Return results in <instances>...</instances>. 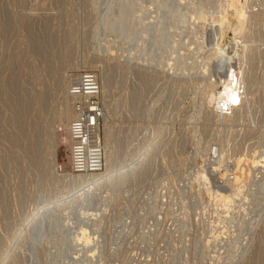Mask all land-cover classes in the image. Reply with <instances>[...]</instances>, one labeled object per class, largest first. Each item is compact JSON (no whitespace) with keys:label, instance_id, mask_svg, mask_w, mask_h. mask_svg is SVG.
I'll use <instances>...</instances> for the list:
<instances>
[{"label":"rangeland","instance_id":"374dc122","mask_svg":"<svg viewBox=\"0 0 264 264\" xmlns=\"http://www.w3.org/2000/svg\"><path fill=\"white\" fill-rule=\"evenodd\" d=\"M205 1L214 2L204 8L208 16L215 0ZM237 1L251 11L247 31L260 55L264 0ZM179 3L0 0V251H6L0 264H264V170L253 169V179H247L242 197L229 209L206 190L230 192L218 172L208 185L200 178L208 165L218 163L213 153L220 144L225 150L222 169L231 168V172L236 169V157L263 150L264 58L256 55L251 63L259 82L245 117L236 122L210 119L202 90L203 81L216 72V63L210 62L212 73H200L201 56L209 53L215 32L208 21L205 42L211 45L197 50L200 27L192 21L184 26L180 13L190 4ZM107 17L118 20L111 26ZM216 28L221 29L218 24ZM223 32L225 41L235 40L233 28L224 27ZM176 40L178 49L173 44ZM182 51L187 58L179 54ZM166 59L171 61L169 66ZM184 62L189 63L188 74L176 84L169 72ZM87 69L97 73L104 85L103 146L107 122L117 168L138 167L119 187L104 190L103 203L88 205L90 210H81L79 203L62 211L57 203L46 208L44 202L60 200L69 190L63 175L73 173L70 131L60 126L57 114L66 100L68 77ZM64 121L68 122L66 116ZM52 127L57 138L54 149ZM243 167L250 168L246 162ZM32 211L43 220H26ZM82 239L83 247L77 242Z\"/></svg>","mask_w":264,"mask_h":264},{"label":"bare ground","instance_id":"6f19581e","mask_svg":"<svg viewBox=\"0 0 264 264\" xmlns=\"http://www.w3.org/2000/svg\"><path fill=\"white\" fill-rule=\"evenodd\" d=\"M179 1V0H178ZM263 1V0H262ZM155 2V1H154ZM195 2V3H194ZM211 3H214L212 1H210ZM210 2H207L205 0H189L187 2V0H180V5L181 6H185L186 3H189V7L188 10L181 12V17L180 20L183 22L184 26L185 24L188 25V23H190L192 21L193 24H197L198 27H200V36H199V41L198 43V49L200 52L204 51V49L207 48L206 43L205 42V29H206V24L209 21L210 26L213 29V32H215V40L214 44L209 47V53L207 52V55L205 53L202 54L201 58L203 61V65H202V69H201V74H205V76H207L210 72H211V65L210 62H215L216 63V72L212 73L211 75L209 74V77L203 81L206 82L205 86L202 90V95L203 98L205 100V103L207 104V109L205 107L207 116H209V118H213L216 120H221L222 119L224 121H239L240 119H242L243 117H245V113L247 112V109L250 110V107L252 105V101L254 99L255 96V86L258 85L259 82V77L258 74L253 71L254 67L252 68L251 63H253V61L255 60V57L257 55L256 53V47L254 46L255 43V38L252 36V34L250 33V30L247 31V28H249V21L251 19V16L248 13H251V11L247 10V6H245L246 4H238L237 0H215V4H214V8L212 11L208 12L209 14H207L208 16H206L204 8L210 4ZM129 3V2H128ZM157 3V2H156ZM245 3V2H244ZM124 4V2H123ZM153 5V4H152ZM151 5V6H152ZM147 6V5H145ZM261 7V6H260ZM142 8V7H141ZM149 8V7H147ZM153 8V7H152ZM255 8V7H254ZM117 9V7H116ZM151 9V8H150ZM149 9V10H150ZM155 9V8H154ZM212 9V8H210ZM253 9V8H252ZM148 10V9H146ZM183 10V8H182ZM185 10V9H184ZM122 11V10H121ZM153 11V10H152ZM150 12V11H149ZM160 12V11H159ZM118 14V13H117ZM157 15V14H156ZM255 15V14H254ZM130 16V15H129ZM177 17V16H176ZM108 18V17H107ZM115 17H109L108 19H110L109 24L111 26H113L116 22V20L118 19H114ZM134 18V17H133ZM156 18V17H155ZM149 19V18H148ZM165 19V18H164ZM177 19V18H176ZM111 20H113V22H111ZM163 20V19H162ZM166 20V19H165ZM174 20V19H172ZM153 21V20H152ZM175 21V20H174ZM173 23V21H171ZM251 22V21H250ZM164 25V22H162ZM166 23V22H165ZM169 23V22H168ZM175 23V22H174ZM107 24V23H106ZM167 24V23H166ZM220 25L221 29L218 30L216 26ZM191 24H189L190 26ZM157 26V24H156ZM155 26V27H156ZM196 26V25H195ZM210 26H208L210 28ZM136 27V26H135ZM193 27V26H192ZM191 27V28H192ZM197 27V26H196ZM197 27V28H198ZM224 27H231L234 30V37L235 40H226L225 41V33L223 32V28ZM104 28V27H103ZM164 29H166V26L163 27ZM190 28V27H189ZM195 27H193L194 29ZM195 28V29H197ZM216 28V29H215ZM185 29V28H184ZM192 29V30H193ZM168 30V29H167ZM225 30V29H224ZM228 30V29H227ZM261 30V29H260ZM164 31V30H163ZM186 31V30H185ZM209 31V30H208ZM211 31V30H210ZM110 32V31H109ZM108 32V35H109ZM112 32V31H111ZM167 32V31H166ZM165 32V33H166ZM207 32V31H206ZM198 33V34H199ZM111 34V33H110ZM168 34V33H166ZM189 34V33H188ZM164 36H166L165 34H163ZM191 35V34H190ZM192 35H194L192 33ZM196 35V34H195ZM194 35V36H195ZM113 36V35H112ZM197 36V35H196ZM192 37V36H189ZM140 38V36H139ZM162 38V37H161ZM169 38V37H168ZM193 38V37H192ZM195 38V37H194ZM110 39V38H108ZM167 39V37H166ZM173 39V38H172ZM186 39V37H185ZM197 39V38H196ZM195 39V40H196ZM209 39V38H208ZM234 39V38H232ZM165 40V39H164ZM187 40V39H186ZM193 40V41H195ZM207 40V39H206ZM212 40V41H213ZM156 41V40H155ZM197 41V40H196ZM162 43L164 42L163 39L161 41ZM167 42V41H166ZM165 42V43H166ZM170 42V41H169ZM178 42L179 40H176L175 42H173V44H175V48L178 46ZM187 42V41H186ZM191 42V41H190ZM225 42V43H224ZM114 43V42H113ZM183 43V42H182ZM208 43L211 45V42L208 41ZM207 43V45H208ZM164 44V43H163ZM169 44V43H167ZM195 44V43H194ZM159 45V44H158ZM181 45V44H180ZM262 45V44H261ZM108 47V46H107ZM133 47V46H132ZM171 50H173V45H171ZM110 48V47H109ZM116 48V47H115ZM191 48V46L189 47V49ZM196 48V47H195ZM194 48V50H195ZM117 49V48H116ZM119 49V46H118ZM178 49V47H177ZM181 48H179L180 50ZM188 49V47H187ZM184 50V49H183ZM174 51V50H173ZM192 51V50H191ZM179 52V51H178ZM194 52V51H192ZM198 52V51H197ZM199 52V53H200ZM164 54V53H163ZM173 54V53H172ZM182 57H186V53L180 52L179 53ZM189 54V52H188ZM192 54V53H191ZM195 54V53H194ZM194 54L192 55L193 57L191 58H195ZM263 54V55H262ZM259 56L258 58L262 59L264 58V51L263 53ZM168 55V54H167ZM178 55V54H177ZM196 55V54H195ZM198 55V53H197ZM200 55V54H199ZM191 56V55H190ZM188 55V59H190V57ZM166 57V56H165ZM178 58V57H177ZM187 58V57H186ZM197 58V57H196ZM257 58V57H256ZM157 59V58H156ZM163 60V59H162ZM167 60V59H166ZM187 60V59H186ZM196 60V59H195ZM200 61V59H198ZM198 60L196 62H198ZM263 60V59H262ZM164 61V60H163ZM162 61V62H163ZM192 61V59H191ZM157 62V61H156ZM169 62H171L170 60L166 61V66H169ZM178 62V61H177ZM181 62V61H180ZM183 62V61H182ZM190 62V61H187ZM159 63V62H158ZM193 63V61H192ZM199 63V62H198ZM201 63V61H200ZM258 63V62H257ZM174 64V63H173ZM173 64L171 66H173ZM182 64V63H181ZM189 64V63H188ZM187 64V65H188ZM194 64V63H193ZM263 64V63H262ZM89 65V64H88ZM186 63L184 62V64L179 67L178 69H173L170 70L169 73H173L172 75V80H174L177 84V82L181 83L182 81H184L182 79V77L184 76V74H188L185 71L187 69H189ZM197 65V64H195ZM257 65V64H255ZM78 66V65H76ZM75 66V67H76ZM158 66V65H157ZM163 66V65H162ZM164 66V67H166ZM201 66V65H200ZM209 66V67H208ZM197 68V67H194ZM193 69V68H192ZM257 69V68H256ZM255 69V70H256ZM163 70V69H162ZM174 70V71H173ZM177 70V71H175ZM169 71V70H168ZM179 71V72H178ZM193 71V70H192ZM196 71V69H195ZM210 71V72H209ZM213 71V70H212ZM162 73V72H161ZM165 73V72H164ZM163 73V74H164ZM193 73V72H191ZM190 73V74H191ZM198 73V72H197ZM166 74V73H165ZM189 74V75H190ZM148 75V74H147ZM192 75V74H191ZM190 75V76H191ZM194 75V74H193ZM196 75V74H195ZM194 75V78H195ZM199 75V77H201ZM104 76V75H103ZM153 76V75H152ZM168 76V75H166ZM171 76V74H170ZM189 76V77H190ZM204 76V77H205ZM213 76H215L213 78ZM63 78H61V82L60 79L58 80L61 84L63 82ZM72 78V75L68 77V85H67V90H69V86H70V80ZM184 78V77H183ZM186 78V77H185ZM184 78V79H185ZM189 79V78H188ZM205 79V78H204ZM145 80V79H144ZM166 80V79H165ZM194 80V79H193ZM196 80H199L196 79ZM168 81V80H167ZM146 82V81H145ZM202 82V83H203ZM60 83H58L60 85ZM102 84V83H101ZM143 84V83H142ZM145 85V84H144ZM159 86V85H158ZM104 87V85H103ZM169 87V85H168ZM171 87V86H170ZM218 87H221L222 89L218 90ZM233 88L234 91L236 92V96H237V103L234 104L231 107V110L221 114L219 111H217V100H218V95L223 92L225 90V88ZM158 90V89H157ZM168 90V89H167ZM173 90V89H172ZM180 91V90H179ZM110 92V91H109ZM173 92V91H172ZM160 94V93H159ZM69 91H65V96H66V100L61 108V110L58 112L57 114V118L59 119V123L60 126H62L63 128L66 127L69 129L71 128V122L73 120L74 117V112H73V108H72V104H70V99L71 96L69 95ZM11 96V95H10ZM68 97H70L68 99ZM173 97V96H172ZM256 98V97H255ZM170 99V98H169ZM179 99V98H178ZM176 101V100H175ZM181 102V101H180ZM239 102V103H238ZM204 103V102H203ZM249 104L248 108L246 107V104ZM173 104V103H172ZM177 105V104H176ZM175 105V106H176ZM260 105V104H259ZM165 106V105H164ZM167 106V105H166ZM262 106V105H261ZM173 107V106H172ZM176 108V107H175ZM173 109V108H172ZM255 109V107H254ZM104 110V109H103ZM170 110V109H169ZM257 110V109H256ZM255 110V112H256ZM107 111V110H106ZM245 111V112H244ZM17 112V111H16ZM259 112V111H258ZM253 113V112H252ZM103 115L106 117V112L105 110L103 111ZM184 115V114H183ZM258 115V114H257ZM67 117L68 122L65 123L64 121V117ZM251 116V115H250ZM249 116V118H250ZM253 117V116H252ZM255 117V116H254ZM222 118V119H221ZM248 118V119H249ZM257 118V117H256ZM253 119V118H252ZM255 120V119H254ZM211 121V120H210ZM245 122V121H244ZM254 122V121H253ZM252 124V123H251ZM233 125V124H232ZM25 126V125H24ZM111 126L106 122L105 125V157H106V169L104 171L101 172H93V173H84V174H78L75 173L73 170V173H65L63 176L65 178H67L69 180V190L67 192L64 193L65 196H63L60 200L59 199H55V200H47L46 202H44L43 206L48 208L50 205H53L54 203H57L58 206L60 207V211H62V208L67 207V206H73L76 203H79L80 205H78V207H81V210H90L87 206L88 205H96L98 204L100 201L102 202L101 198L103 199V191L107 190V189H111L110 187H119L121 184H123L127 178V175L131 172H134L136 170V168L138 167V164H132V167L130 168V170H124V167L120 166L119 169L117 168L115 162L116 159L114 161V153L112 150V145L110 142V139L112 138V131H111ZM224 127V126H223ZM57 128V127H56ZM58 130V129H57ZM234 130V129H233ZM159 131V130H158ZM181 131V130H180ZM217 131V130H216ZM223 133V132H222ZM252 133V132H251ZM242 136V135H241ZM254 136V135H253ZM18 137V136H17ZM180 137V136H179ZM233 138V137H232ZM248 138V137H247ZM246 140V139H245ZM70 142H71V133H70ZM50 143H51V148H55L56 147V143H57V138H56V134H55V129L54 127H52L51 133H50ZM220 143V142H219ZM164 144V143H163ZM212 144V143H211ZM217 144V143H216ZM155 143L152 145V148L154 147ZM215 145V144H214ZM218 145V144H217ZM212 146V145H211ZM215 147V146H214ZM35 148V147H34ZM263 148V147H262ZM202 149V148H201ZM205 149V148H204ZM212 149V148H211ZM173 150V149H172ZM214 150V149H213ZM179 151V150H178ZM224 146L222 144H220L219 146H217L215 148V157L218 159V163H216L215 165H213L212 168H209L207 166L208 169L203 170V172L201 173V179H203L206 184L208 185L210 183L211 177L212 179L215 178V172H218V175H220L219 177L225 181L226 183H228L230 185V192H228V190H223L221 188H218L216 190H213L210 187H207V191L211 192L212 194H214L216 196V198H218V200L224 202V205L229 209L231 208L234 203H236V200L241 196L242 197V193H243V187L246 185V181L248 178H250L253 169H255V171H258L259 173H262V170H264V148L263 150L261 149V151L256 152V149L252 150V153H250V156L247 155H242L236 157V169L232 170V172L230 171V169L226 168L225 170L222 169V163H223V157H224ZM248 152H251V150H249ZM181 154V153H180ZM186 154H188L186 152ZM186 154H184L185 156H187ZM211 154V152H210ZM175 156V155H173ZM214 156V155H212ZM179 157V155H178ZM184 157V156H183ZM16 159V158H15ZM180 159V158H179ZM182 159V158H181ZM212 159V158H211ZM215 159V158H214ZM185 160V159H184ZM183 160V161H184ZM207 160V159H206ZM54 161V160H53ZM150 161V160H149ZM187 161V159H186ZM189 161V160H188ZM191 161V160H190ZM211 161V160H210ZM246 162V164H248V167L250 168H244L243 167V163ZM189 163V162H188ZM194 163V162H193ZM206 163V162H205ZM213 163V162H212ZM203 164V163H202ZM210 164V163H208ZM229 164V163H228ZM184 165V164H183ZM186 165V164H185ZM190 165V163H189ZM207 165V164H206ZM226 165V164H224ZM223 165V166H224ZM231 165V164H230ZM59 166V165H58ZM182 166V163H181ZM180 166V167H181ZM192 166V165H191ZM193 167V166H192ZM231 167V166H230ZM206 168V167H205ZM235 168V167H234ZM74 169V167H73ZM58 170V169H57ZM124 170V171H123ZM60 171V170H59ZM143 172V171H142ZM230 172V173H229ZM229 173V174H228ZM58 174V172H57ZM60 174V173H59ZM181 175V173H180ZM217 175V176H218ZM253 175V174H252ZM259 175V174H258ZM252 177V176H251ZM218 178V179H220ZM217 179V178H216ZM217 179V180H218ZM253 179V177H252ZM256 179V178H255ZM185 182V181H184ZM218 183V182H217ZM216 183V184H217ZM189 184V183H188ZM215 184V182H214ZM221 184V183H220ZM224 184V183H223ZM258 184V183H257ZM228 185V186H229ZM256 184H254L255 186ZM182 186V185H181ZM253 186V185H252ZM24 187V186H23ZM185 189L186 187L183 186ZM188 187V186H187ZM221 187V186H220ZM19 188V187H18ZM226 188V186H225ZM248 188V187H247ZM261 188H263V185L261 186ZM167 189V188H166ZM184 189V190H185ZM183 190V188H182ZM183 190V191H184ZM189 190V189H188ZM111 191V190H110ZM43 192V191H42ZM182 192V191H181ZM187 192V191H186ZM256 192V191H253ZM47 193V192H46ZM106 193V192H105ZM185 193V192H184ZM189 194V192H187ZM252 193V192H251ZM185 195V194H184ZM187 195V194H186ZM188 196V195H187ZM194 196V195H193ZM251 196V195H250ZM249 196V197H250ZM185 197V196H184ZM183 197V198H184ZM248 197V196H247ZM248 197V199H249ZM39 198V197H38ZM106 198V197H105ZM192 198V197H190ZM195 198V197H194ZM211 198V197H210ZM68 199V203H64V200ZM243 199V198H242ZM247 199V198H246ZM43 200V199H42ZM106 200V199H105ZM250 200V199H249ZM249 200H244L245 202L249 201ZM104 201V200H103ZM107 201V200H106ZM197 201V200H196ZM103 203V202H102ZM101 203V204H102ZM176 203V202H175ZM186 203V202H185ZM62 204V205H61ZM68 204V205H67ZM183 204V203H182ZM193 204V203H192ZM233 204V205H232ZM66 205V206H64ZM76 205V206H77ZM104 205V204H103ZM195 205V204H194ZM211 205V204H210ZM244 205V204H243ZM48 206V207H47ZM56 206V205H55ZM101 206V205H100ZM199 206V204H198ZM197 206V207H198ZM38 207V206H37ZM40 207V206H39ZM52 207V206H51ZM74 207V206H73ZM95 207V206H94ZM219 207V205H218ZM243 207V206H241ZM239 207V208H241ZM41 208V207H40ZM40 208H35L34 211L40 212L43 210ZM53 208H55L53 206ZM63 208V209H64ZM71 208V207H70ZM76 208V207H75ZM182 208V207H181ZM192 208V207H191ZM195 208V207H194ZM57 209V208H56ZM66 209V208H65ZM64 209V210H65ZM72 209V208H71ZM92 209V208H91ZM95 209V208H94ZM185 209V208H184ZM189 209V207H188ZM193 209V208H192ZM226 209V208H225ZM242 209V208H241ZM55 210V209H54ZM59 210V209H58ZM75 210V209H74ZM93 210V209H92ZM96 210V209H95ZM99 210V209H98ZM103 210V209H100ZM99 210V211H100ZM195 210V209H194ZM244 210V209H243ZM34 211H32L31 213H29V215L26 217V220H28L29 218L31 222L37 217H40L39 219H41L40 213L36 214ZM78 211V210H77ZM181 211V209H180ZM228 211V210H227ZM193 212V211H192ZM229 212V211H228ZM245 212V211H244ZM247 212V211H246ZM47 213V212H46ZM51 213V212H49ZM54 213V212H53ZM36 214V215H35ZM72 214V213H71ZM227 214V213H226ZM42 215V213H41ZM45 215V214H44ZM223 215V214H222ZM229 215V214H228ZM61 216V215H60ZM226 217V216H225ZM183 218V217H182ZM228 218V216H227ZM35 219V221H36ZM49 219V218H48ZM43 220V219H41ZM40 220V222H41ZM25 221V220H24ZM29 221V220H28ZM34 221V222H35ZM38 221V219H37ZM27 222V221H26ZM49 222V221H48ZM33 223V222H32ZM36 223V222H35ZM40 224V223H39ZM49 224V223H48ZM30 225V224H29ZM37 225V224H36ZM65 227V225H64ZM30 228V227H29ZM35 228V227H34ZM92 229V228H91ZM29 230V229H28ZM32 230V229H31ZM21 231V230H20ZM30 232V231H29ZM38 232V231H37ZM17 233V232H16ZM36 233V232H35ZM34 233V234H35ZM95 233V232H94ZM23 234V233H22ZM87 234H91V232L88 231ZM42 235V234H41ZM94 235V234H93ZM224 235V234H223ZM23 236V235H22ZM37 236V235H36ZM20 237V236H19ZM23 238V237H22ZM85 238V237H84ZM16 239V238H15ZM88 240V242L85 243H89V239L86 238ZM95 241H98L96 238H94ZM78 243H80V246H84L83 243V239L77 241ZM97 243V242H96ZM12 244V243H11ZM38 245V244H37ZM79 245V244H78ZM95 247V246H94ZM18 248V247H17ZM32 248V247H31ZM20 249V248H19ZM28 249V248H27ZM94 249V248H92ZM19 251V250H18ZM96 251V250H95ZM29 252V251H28ZM6 253V251H4V249L2 251H0V257L3 258V255ZM95 253V252H94ZM96 254L92 253V258H95ZM86 257V256H85ZM77 258V257H76ZM78 259V258H77ZM85 259V258H84ZM87 259V258H86ZM79 260V259H78ZM88 260V259H87ZM91 260V258H90ZM1 261V260H0ZM87 262V261H85ZM89 262V261H88ZM39 264V263H38ZM90 264V263H89Z\"/></svg>","mask_w":264,"mask_h":264},{"label":"built area","instance_id":"2783aa9c","mask_svg":"<svg viewBox=\"0 0 264 264\" xmlns=\"http://www.w3.org/2000/svg\"><path fill=\"white\" fill-rule=\"evenodd\" d=\"M68 91L74 112L70 128L73 170L78 174L101 172L106 167L100 128L104 103L97 73L87 69L72 75Z\"/></svg>","mask_w":264,"mask_h":264},{"label":"clouds","instance_id":"9594fccd","mask_svg":"<svg viewBox=\"0 0 264 264\" xmlns=\"http://www.w3.org/2000/svg\"><path fill=\"white\" fill-rule=\"evenodd\" d=\"M237 103L236 92L233 88L226 87L223 92L218 95L217 111L224 114L231 110V107Z\"/></svg>","mask_w":264,"mask_h":264}]
</instances>
